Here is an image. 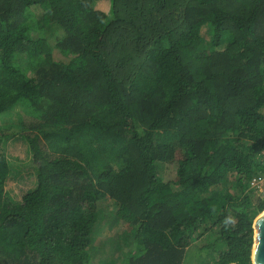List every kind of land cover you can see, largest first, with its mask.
<instances>
[{"label":"trees","instance_id":"trees-1","mask_svg":"<svg viewBox=\"0 0 264 264\" xmlns=\"http://www.w3.org/2000/svg\"><path fill=\"white\" fill-rule=\"evenodd\" d=\"M98 1L0 0V119L19 117L35 176L12 196L0 148V264H94L84 205L110 200L129 242L103 264H185L198 232L209 264H253L264 0Z\"/></svg>","mask_w":264,"mask_h":264},{"label":"rangeland","instance_id":"rangeland-1","mask_svg":"<svg viewBox=\"0 0 264 264\" xmlns=\"http://www.w3.org/2000/svg\"><path fill=\"white\" fill-rule=\"evenodd\" d=\"M95 9L108 13L110 10L109 0L96 2ZM33 10L36 11L37 9L33 8ZM52 39L54 38L52 37ZM53 57L56 61L61 60L63 62H68V59L61 56L60 52L57 50H54ZM34 115L36 114L27 110L23 111L20 116H22L24 120H29L30 117ZM22 130L23 128L19 123V117L5 116L0 119V133H5V137H10L6 143L0 144V148L5 152L10 163L13 165L15 172L18 171V173H14L15 176H12L8 180L6 189L10 191V194L16 199H21L23 193L28 188L32 187L35 181V176L31 174L32 170L30 167V157L27 145L19 136V133L22 132ZM183 159L184 151L178 149L175 160L172 163L159 166V177L164 181L177 179L179 166ZM258 197L264 198V195H258ZM96 209L102 211V217L97 225V231L100 235L99 238H97L96 244L93 245L92 255L94 258V264H100V261H102L101 264H103L108 258L113 260L118 258L116 257V254L117 252H121L118 249L119 246L122 247L121 250H127V244L129 241L127 240L126 234L130 229L119 224L114 218L115 206L111 200L99 204L94 201L87 202L84 205V211L86 214H91ZM208 239L209 238L199 236V232L194 233L193 245L187 252L185 264H209V251L204 249L206 242L210 241V239Z\"/></svg>","mask_w":264,"mask_h":264},{"label":"water","instance_id":"water-1","mask_svg":"<svg viewBox=\"0 0 264 264\" xmlns=\"http://www.w3.org/2000/svg\"><path fill=\"white\" fill-rule=\"evenodd\" d=\"M254 229L252 262L253 264H264V211L256 218Z\"/></svg>","mask_w":264,"mask_h":264},{"label":"built area","instance_id":"built-area-1","mask_svg":"<svg viewBox=\"0 0 264 264\" xmlns=\"http://www.w3.org/2000/svg\"><path fill=\"white\" fill-rule=\"evenodd\" d=\"M258 159L264 164V147L260 151ZM248 193L259 196L264 195V173L256 174L251 177Z\"/></svg>","mask_w":264,"mask_h":264}]
</instances>
